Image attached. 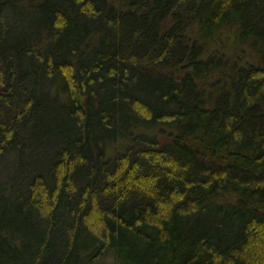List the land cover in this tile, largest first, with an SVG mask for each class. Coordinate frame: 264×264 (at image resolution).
<instances>
[{
    "label": "trees",
    "instance_id": "1",
    "mask_svg": "<svg viewBox=\"0 0 264 264\" xmlns=\"http://www.w3.org/2000/svg\"><path fill=\"white\" fill-rule=\"evenodd\" d=\"M0 264H264V0H0Z\"/></svg>",
    "mask_w": 264,
    "mask_h": 264
}]
</instances>
